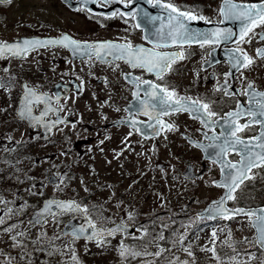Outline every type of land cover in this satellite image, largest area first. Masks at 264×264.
<instances>
[{
    "label": "snow or ice",
    "instance_id": "obj_1",
    "mask_svg": "<svg viewBox=\"0 0 264 264\" xmlns=\"http://www.w3.org/2000/svg\"><path fill=\"white\" fill-rule=\"evenodd\" d=\"M2 2L4 0H0V3ZM7 2L11 3V0H7ZM100 2L101 0H76L73 3L72 0H66L69 7L84 11L89 16L96 13V10L90 5L100 4ZM117 2L124 7L99 12L96 15L103 18L119 17L122 20L127 18L126 22H135L133 27H141V23L136 19L140 14L137 7L127 9V6L132 5L134 0H117ZM111 3L112 0H103V7L107 8ZM148 3L157 5L161 11L157 15H152L146 9H141L146 19L153 22L151 32L147 28L144 30L143 40L146 43H135L128 37L117 40H82L68 32H63L55 36L33 35L18 37L12 41L0 40V57L23 59L30 53L38 52L41 49L62 47L70 50L69 59L73 62L76 59L89 64L99 61L111 66L113 71H116L120 69L118 61H123L133 70L120 71V78L127 82L132 97V101L124 108L127 115L115 122L128 123L131 129L124 137V148H127L131 143L128 137L132 136L133 132L138 133L142 138L156 137L161 133L167 137L168 132H175L179 125L164 119L170 114L187 112L199 120L201 124L199 131L203 140L193 139L186 132L180 134L187 138L189 144L202 149L205 157L212 164L219 165L220 178L206 182L220 186L224 191L217 199L210 201L207 208L196 213V218L207 217L211 220L222 218L227 221L239 216L246 218L254 229L252 233L254 244L249 243L246 236L240 238L243 243L249 244V247L253 248V251L245 252L243 256L236 250L235 245L238 242L231 239V229H221V231H227V236L221 243L230 241L228 243L229 253L222 254L218 251L216 240L219 237L216 227L211 228V239L201 246V250L210 251L215 258V264H222L223 261L228 264H241V262L251 264L254 259H257V250H259L261 253L260 264H264V204L247 206L239 202L241 186L244 181L255 177L256 173L253 172V169L264 166V89L258 88L253 79L245 76V71L250 70L258 60L264 59V44L254 49L255 55L241 46L246 41L250 43L253 35L264 40V32H255L258 25H264V0H223L218 9L220 19L215 22L204 16L196 6L178 5L172 0H148ZM192 21H207L212 26L196 27L191 23ZM225 21H237L238 27L223 26ZM99 22L103 26V20ZM193 44L204 50V55L201 56L202 63L199 65L200 69L207 67L209 62L216 63L212 56L213 48L224 45L225 56L230 67L228 71L223 72V79H219L215 72L211 73L216 78L212 93L213 95L221 94L219 100H223L224 97L231 98L234 107L221 112L216 108L219 100L214 99L213 95L180 92L176 85L169 81V76L176 71L177 61L186 59V54L189 53V49L184 46ZM72 68V75H75L74 63ZM233 69H235V73ZM3 71L8 76L7 79L0 78V88H3L5 93L11 97V89L16 86L15 74L9 72L8 66H5ZM88 71L90 75H95L91 67ZM193 73L194 79L198 81L200 72L193 69ZM236 74L240 79L241 87L234 90L229 78L231 77L235 81ZM102 79L105 84L109 83L107 77ZM83 86L84 80L81 77L77 83L75 96L81 94ZM21 88L22 93L17 101L15 111L17 118L26 120L29 127H43L44 132L49 135L54 131H63L62 126L71 125L72 128H76L77 121L69 119L73 114V109L69 107L67 112L64 111V108L67 107L65 102L70 99L68 92L53 94L41 90L38 85H31L27 81L21 85ZM75 96L71 99L74 100ZM239 96L246 97V101L237 99ZM62 97L64 102H62ZM110 99L111 97L104 99L101 107L108 105ZM111 106L120 111L118 106ZM7 107L6 105L0 108V112L7 111ZM141 114L147 119L141 120L139 118ZM50 116L52 118H49ZM101 117L106 118L103 113H101ZM256 125L258 128L252 127ZM218 127L219 131H217ZM248 131H255L256 134L246 135L245 133ZM6 139L11 141L13 137L8 135ZM65 139L67 140L68 137ZM98 143H103V141H98ZM152 149H156L155 144L152 145ZM5 150L12 149L6 146ZM113 151L116 156H119L123 148ZM233 153L236 154L235 158L230 155ZM61 154L66 155L67 150H61ZM7 163H12V161H7ZM32 163L35 166L37 161ZM54 167H58V165H54ZM91 170L95 172L94 168ZM17 171L19 170L17 169ZM9 175L11 176V173ZM25 176H27L26 173ZM15 178L20 179L19 176ZM27 179L35 181L36 178L27 177ZM71 179L72 177L67 172L61 171L42 178L47 183L55 185L54 191L61 192ZM80 182L82 185L84 184L83 176L80 177ZM43 186L42 183L40 188ZM107 187L111 188L112 186L107 185ZM34 188H37L35 183L27 191L31 192ZM84 190L90 191L86 185ZM34 194L43 195L39 190ZM114 195L113 192L108 199H112ZM116 203L118 206L123 205L122 200H117ZM0 205H3V215H0V226H2L0 233L5 234L11 241V248L18 249L16 255L0 250V256H3L0 264H37L36 253H44V256L39 258V264H48V257L56 255L61 257V261H68L69 264H83L77 255L75 241L83 238L104 246L110 244V238L117 234H120L116 248L121 257L120 264H127L128 257L133 259L141 255L160 257L166 251L162 245H158L157 251L154 253L141 251L137 247L134 241L138 236L143 239L148 229L140 228L138 233L128 231L132 226L129 221L135 215L134 210L126 211L125 216L115 220L104 215V212L107 211L104 203L90 205L76 198L47 197L42 200L41 206H33V212L28 221L29 225L36 229V235L33 236L27 228L18 229L17 226L22 225V221L15 220L8 223L13 216L18 215L22 209L27 207L26 201L14 205V202H10L0 195ZM65 213H76L81 217L82 223L61 230L59 236L55 233L49 236L43 226L47 225L49 220L56 223L57 217ZM188 223H191V220ZM162 227H166V225H162ZM185 232H187V228H185ZM176 235L181 242L185 240L184 233H176ZM60 236L67 237L70 242L58 243ZM126 238L133 242H126ZM158 239H164V237L160 236ZM183 251L188 256L194 257L190 245L183 246ZM177 264H189V261L187 259L178 260Z\"/></svg>",
    "mask_w": 264,
    "mask_h": 264
},
{
    "label": "flooded vegetation",
    "instance_id": "obj_2",
    "mask_svg": "<svg viewBox=\"0 0 264 264\" xmlns=\"http://www.w3.org/2000/svg\"><path fill=\"white\" fill-rule=\"evenodd\" d=\"M73 1L76 2V0ZM172 2L178 5H187L189 7L196 6L204 16H207L210 20L215 22L220 19L218 9L223 0H172ZM90 6L96 7L94 8L96 13L93 16H89L84 11L69 7V5L63 0H11V3L4 0V2L0 3V25H7L15 18H21L20 20L13 22V24H18V26L11 27L15 36L6 39L9 41L15 40L18 37L33 35L55 36L63 32H68L75 38L82 40H117L128 37L135 43H146L143 40L144 30L147 28L152 31L153 22L146 19L141 9H146L147 12L152 15H157L161 11L157 5L149 4L148 0H134L132 5L127 6V9L130 10L133 7H137V11L140 13L136 19L141 23V27L135 28L133 27L135 22H126L127 18L122 20L119 17L103 18L96 15L99 12L124 7L120 5L117 0H112V3L107 8L103 7V0H101L100 4H91ZM46 7L49 11L54 12L57 15V18L54 17L52 20L45 18L44 13L47 9ZM62 12L68 13V19L72 24H75V22L81 23L80 26H63L60 16ZM14 13H17V15H14ZM100 20H103V26L99 22ZM197 22L201 24V21ZM129 29H131V31H129ZM255 32H264V25H258ZM262 44H264V40H260L256 35H253L250 43L246 41L241 46L245 47L252 55H255L254 49ZM184 47L189 49V53L186 54V59L177 61L175 66L176 71L169 76V81L174 83L180 92L187 91L190 94H196L199 92L201 94L213 95L212 88L213 84L216 83V78H214L211 73L215 72L219 79H223V72L228 71L230 67L227 63V58L216 61V63L209 62L207 67L200 69L199 65L202 63L201 56L204 55V50L195 44L191 46L185 45ZM229 47H231V45H229ZM214 50L224 51V45L214 47L213 51ZM63 52L66 54V57L69 56V50L62 47L41 49L38 52L30 53V56H35L40 61H44L47 64L49 71L55 74L57 70H63ZM29 59L34 58L29 57ZM118 63L120 64V69H117L116 71H113L111 66L99 61L91 65L92 70L97 71V67H100L101 71L95 73V75H90V85L83 86V90L77 98L76 106H80V102L83 103V101L87 102L92 99L103 103L104 99L111 97L109 104L105 105L106 109L104 114L106 118L102 119V127L104 128V132H108V139H111L112 135L117 132L123 140L131 129L129 128L128 123L115 122L121 117L127 115L124 108L126 105H129L130 101H132V97L127 82L120 78V71L133 70L123 61H118ZM53 65H55V68H53ZM193 69H197L200 72V79L198 81L194 79ZM233 72L235 73V70H233ZM66 73L67 74L59 73L60 75L57 77L53 75L51 80H48L47 78L43 79L39 84V86H41L40 88L54 94L57 93L55 88L56 84H59L58 92L65 91V87L62 84H66L71 79L76 78V82L70 86L71 91L69 92V97L75 95L78 78L76 77V74L72 75V73L70 74L68 71ZM236 75L237 78L235 81H233V78H229L234 90L241 87L238 74ZM245 76L249 79H253L258 88L264 89V59L258 60L250 70L245 71ZM103 77L108 78V84L104 83L102 79ZM93 93H95V95H93ZM220 95L221 94L216 93L213 95V98L219 100ZM237 99L246 101V97L242 96L237 97ZM62 102H64L63 98ZM111 105L118 106L120 111H117L116 107ZM230 107H234V102L229 97H224L223 100H219V103L216 105L217 110L221 112L227 111ZM139 118L141 120L147 119V117L142 114ZM164 119L175 122L179 125V128L175 132H168L167 137L161 133V135L156 137L142 138L138 133L133 132L132 136L128 137V140L131 141L128 150L130 152L141 150L153 151V144L156 145L154 151L157 152L172 150L175 146L180 147L181 150H184L185 147L189 149L194 148L201 153L199 167L200 169H204L201 174V179L208 178L210 181L220 176L219 167L211 162L207 164L206 162L208 161L205 159L201 149L189 144L187 138L180 134L181 132H186L188 136L193 139L203 140L204 138L199 131L201 128L199 120L193 118L187 112L173 113L169 116H165ZM252 127L258 128V125ZM217 131H219V127L217 128ZM245 134L255 135L256 132L248 131ZM204 142L206 143L207 141ZM230 155L233 158L236 157V154L234 153ZM253 172L256 173L255 177H250L241 186L242 192L240 193L239 202L246 204L247 206H259L260 204H264V166L254 169ZM215 189L216 196H220L222 194V188L215 186ZM232 220L233 218L229 221ZM252 239H254L253 236Z\"/></svg>",
    "mask_w": 264,
    "mask_h": 264
},
{
    "label": "rangeland",
    "instance_id": "obj_3",
    "mask_svg": "<svg viewBox=\"0 0 264 264\" xmlns=\"http://www.w3.org/2000/svg\"><path fill=\"white\" fill-rule=\"evenodd\" d=\"M47 8V7H46ZM14 15H17V13H14ZM45 18H48L52 20L54 17L57 18V15L49 11L48 8L45 10ZM61 16V22L63 26H80L81 23L75 22V24H72L71 21L68 19V13L62 12ZM21 18L17 19L15 18L11 23L9 22L7 25H0V36L5 37L7 39L14 37L15 34L12 32L11 27L18 26V24H13L14 21H18ZM72 24V25H70ZM64 59V58H63ZM36 60H33V63ZM23 63V60L18 59V61H12L13 66V73L14 75V80H15V87L11 89V97L8 96L7 93L3 90V88H0V96L2 95V98H0V108H3V106H8L7 111L0 112V116H8L12 117V114H9L7 112H11V106H13L14 102V97H15V91L17 84L20 85V82L23 80L22 76L24 74V66L21 64ZM40 64V62H36ZM84 63V62H83ZM26 64V62H25ZM42 66H45L46 64L44 62H41ZM40 64V65H41ZM85 64V73L88 72L89 68L88 63ZM66 65L68 66V70L73 71L72 64L71 62H67ZM6 66L5 63L0 61V69L4 68ZM66 66H64L65 68ZM31 73H33V79L37 80L39 79L41 69L39 68V65H33L32 69L29 70ZM76 71H82V67L78 65V68ZM101 71L100 67H97V71L93 70L94 73H97ZM0 74L3 76L5 75V72L0 70ZM82 103V102H81ZM72 104V101H71ZM85 114L86 118V124L85 127H82V129H78L80 132L86 131V129H90L86 132V135H91L93 137H98L102 138V136L99 137L98 135V130L94 129L93 126L98 124L100 121V118L97 117V120L99 122H87L89 121L87 119L88 112H83ZM77 117V114H76ZM77 124H81V120L78 119ZM17 123L11 119L7 120H2V124H0V131L9 128L14 129V135L13 139H20L23 136V130L18 129L15 131ZM15 136V138H14ZM27 136V135H25ZM2 135H0V138ZM65 137H68L66 140ZM78 137L76 131H72L71 126L67 125L63 127V131H56V133L53 135V137L50 140L47 141H36L33 146H30L29 150L32 152V156L34 161H37L36 168L34 169V174L39 175L41 177H49L51 174L61 171V172H67L69 176L72 177L70 181L67 182L66 186H64V190L62 192H65V195H75L78 197H84L85 194H88L90 198L93 199V202H96V205H100L104 203L105 208L107 211L104 212L105 216L112 217L113 219H118L120 216H122L126 210H128V207L126 206V202L123 200V196H129L130 199H136L139 200L143 197V195L146 193V186L148 185V182L150 178H148L146 175H144L143 172H140V176L144 175L141 178V182L136 181V175H128L127 170L130 168H135L137 167L136 163H133L132 161L128 160L127 158L123 157H114L112 152L109 151H98L95 154V157H92V154H86V150L81 149L82 144L78 143L75 141V139ZM6 147V146H5ZM69 148H72L73 150H76L74 154L72 155ZM79 148V149H78ZM0 149H2V145H0ZM61 150H67V154H61ZM2 151V150H1ZM14 154H16V150H14ZM177 156H176V155ZM180 152H164L162 153V157L164 158H170L174 165H180L182 163V157L192 159L193 161L198 160V152L197 151H189L185 152L182 154ZM44 155V159L41 160V157ZM73 157L80 158L82 162H77V164H73L72 159ZM69 161L68 165L65 166L61 164V161ZM160 159H154L151 157L150 153L148 155L142 153L141 160H140V165L144 166L147 163H153L157 162ZM54 165H58V167H54ZM91 166V167H90ZM156 167V164H155ZM94 168L95 172H93L91 169ZM162 173L163 171L159 170L156 167V174L157 173ZM149 176H153L152 172H147ZM84 177V184L82 185L80 182V177ZM173 178V177H172ZM95 180L96 183L93 181ZM106 181H117L116 183L114 182L113 185L115 184L116 186H112V188L107 187L108 183ZM170 181L172 179H166L163 177L161 180H159L160 184L156 185V188L159 189V185L164 184V192L169 193L172 191L170 187L168 186ZM14 184V181L11 182ZM48 184V185H47ZM45 185H46V190L52 193H58L61 191H54L55 185L47 183L45 180ZM87 186L90 191H85L84 186ZM129 185H131V188H129ZM144 186L142 188V186ZM128 187V188H127ZM187 186L183 185V182H180L178 191L180 192L179 195L174 197V207L177 205V203H185L189 197H192L196 195L195 190H190L188 191L186 189ZM207 184L205 181L201 180V201L202 199L205 198L206 196L210 195L213 196L215 195L214 193H209V191L206 189ZM120 188H127L125 192L121 195L119 193H116L115 190H119ZM2 191L3 188L0 187ZM115 193V195L112 197V199H108V197L112 194ZM15 192L11 191H5L1 193L3 197H5L8 201L16 203H24L25 201L28 203L29 198L26 196L28 193L21 192L19 193V196H21L20 199H16ZM18 194V193H17ZM122 197V198H121ZM127 199V198H126ZM158 199V195L154 196L153 195V200ZM20 200V201H18ZM117 200H122L123 205H117L116 201ZM106 201V203H105ZM155 202V201H154ZM154 202H151L150 204H153ZM149 204V205H150ZM15 205V203H14ZM198 204H191L190 207L197 206ZM123 209V210H122ZM0 210H2L3 214V205H0ZM15 211V207H14ZM22 211V210H21ZM19 212L18 215L13 216V220H20L22 221V225H18V229H23L26 228V214ZM58 222V220L56 221ZM223 225V224H220ZM216 227L218 230V239L216 240V246L217 249L220 253H225V250L221 249L222 247H228L229 242L221 243L224 241V238L227 236V231H221V229H231L234 233H232V236L236 234V237L241 241V237L246 236L248 237L249 234H251L250 228L248 229L247 223L245 221H242L241 223H237L235 227L232 225H227V226H219V224H213L210 226H207L206 228H202L199 232V243H193L192 239L190 238V241L184 242L187 243L191 246V251L194 253V257H190L187 255V253H181L183 251V246L180 248H172L170 249L169 253L165 255L161 261H158V264H162L164 260L166 261L165 264H177V261H183L187 259L189 261V264L193 261V258H199L197 259V264H215V258L211 255L210 251H202L201 246L206 244V241H210L211 239V228ZM57 228L58 225L57 223H49L48 224V229L51 233H57ZM139 230V229H138ZM28 231L34 235L35 232L32 228H29ZM120 236L111 239L110 244H106L104 246L98 245L96 242L93 241H78L75 244L76 252L79 257V260L83 262V264H115V262L120 261L121 257L118 255V252L116 250L117 245L119 243ZM249 243H252L249 240ZM11 241L7 238V236L3 233H0V250H3L5 252H10L12 255H16L18 252V249H13L10 247ZM237 245H239L240 250L245 249V252H249V244L243 243L242 241L239 242ZM241 247L243 249H241ZM87 249V250H85ZM155 246L154 243L152 246L148 248V252L154 251ZM239 252V251H238ZM180 254V257H176V259L173 258H168L169 256H172L173 254ZM70 254V253H69ZM244 254V251L241 252V255ZM36 256H40V253H38ZM149 257H154V256H143L139 259H128L127 258V264H152L154 263V259L148 263H144L142 260L144 258H149ZM61 258L60 256L57 258ZM3 259V256H0V260ZM61 261V260H59ZM37 264H39V260H37ZM56 264V263H52ZM59 264H69L68 261H61ZM225 264H228V262L225 261Z\"/></svg>",
    "mask_w": 264,
    "mask_h": 264
},
{
    "label": "bare ground",
    "instance_id": "obj_4",
    "mask_svg": "<svg viewBox=\"0 0 264 264\" xmlns=\"http://www.w3.org/2000/svg\"><path fill=\"white\" fill-rule=\"evenodd\" d=\"M0 187H2L4 191H11L9 188L5 187V185H3L1 183H0Z\"/></svg>",
    "mask_w": 264,
    "mask_h": 264
},
{
    "label": "water",
    "instance_id": "obj_5",
    "mask_svg": "<svg viewBox=\"0 0 264 264\" xmlns=\"http://www.w3.org/2000/svg\"><path fill=\"white\" fill-rule=\"evenodd\" d=\"M231 21H225V24H229ZM48 135V134H47ZM80 223H82V222H80ZM68 224H69V222H68ZM79 224V223H78ZM76 224H74L73 225V227L75 226ZM118 264H120V263H118Z\"/></svg>",
    "mask_w": 264,
    "mask_h": 264
}]
</instances>
